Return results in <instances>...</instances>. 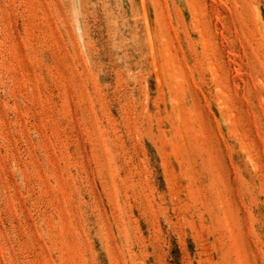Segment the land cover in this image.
<instances>
[{
  "label": "rangeland",
  "instance_id": "obj_1",
  "mask_svg": "<svg viewBox=\"0 0 264 264\" xmlns=\"http://www.w3.org/2000/svg\"><path fill=\"white\" fill-rule=\"evenodd\" d=\"M0 264H264V0H0Z\"/></svg>",
  "mask_w": 264,
  "mask_h": 264
}]
</instances>
